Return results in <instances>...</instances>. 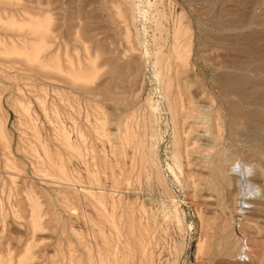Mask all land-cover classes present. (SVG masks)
I'll use <instances>...</instances> for the list:
<instances>
[{
    "label": "rangeland",
    "instance_id": "1",
    "mask_svg": "<svg viewBox=\"0 0 264 264\" xmlns=\"http://www.w3.org/2000/svg\"><path fill=\"white\" fill-rule=\"evenodd\" d=\"M245 70L264 0H0V264H264V106L214 80Z\"/></svg>",
    "mask_w": 264,
    "mask_h": 264
},
{
    "label": "bare ground",
    "instance_id": "2",
    "mask_svg": "<svg viewBox=\"0 0 264 264\" xmlns=\"http://www.w3.org/2000/svg\"><path fill=\"white\" fill-rule=\"evenodd\" d=\"M139 1V0H138ZM100 3V2H99ZM145 12V11H144ZM147 13V12H146ZM143 19V18H142ZM139 20V19H138ZM151 20V19H150ZM36 22V21H35ZM38 22V24H40L41 25V23H39L40 21H37ZM37 22L35 23V24H37ZM141 23V22H140ZM30 24V23H29ZM49 25V24H48ZM30 26V25H29ZM28 26V27H29ZM34 26H36V25H34ZM38 26L39 25H37V29H36V31L37 30H39L40 29V31L42 30L40 27H39V29H38ZM41 26H43V25H41ZM30 27H32V26H30ZM30 29V28H29ZM35 29V28H34ZM44 30V29H43ZM33 31H35V30H33ZM32 31V32H33ZM44 32V31H43ZM187 32V31H186ZM179 34V33H178ZM177 33H176V35H177V37L179 36ZM181 35V34H180ZM41 37V36H40ZM179 38V37H178ZM183 47V46H182ZM185 48V47H184ZM33 55H34V53H33ZM181 59V58H180ZM186 60V59H185ZM54 61H56V59L54 60ZM178 61H179V59H178ZM198 61V60H197ZM48 62V61H47ZM57 62V61H56ZM49 63V62H48ZM53 62H51V64H52ZM55 65V64H54ZM236 66H242V67H248V66H250V63H235V66L234 67H236ZM56 67V66H55ZM53 68V67H52ZM58 68V67H57ZM59 69V68H58ZM57 69V70H58ZM236 69V68H235ZM249 69H250V67H249ZM55 70V69H54ZM261 71V70H260ZM81 75V74H80ZM80 77V76H79ZM87 79V78H86ZM254 79V77L251 75V73H250V71L248 70V71H242V72H239V73H236V72H231V73H219V74H217L216 75V77L214 78V80H215V83L217 84L216 86L219 88V91H220V93H221V96H222V98L224 99V101L222 102V104H224L226 107H225V109H227L228 110V116L229 117H231L230 118V120H231V122H233V123H236V121H237V118H242V122H246V123H250L251 122V119H258V118H261L262 117V115L260 114V113H258V111H256L255 109H250V108H245V106L244 105H246V106H251V105H254V103H255V101L256 102H258V103H261L263 106H264V75H263V81H262V85H263V89H262V91L257 95L256 93V97H258V98H256L255 97V94H254V92H253V90H252V88H251V85H252V83H253V80ZM91 80V79H90ZM258 82V81H257ZM258 83H260V82H258ZM257 85H259V84H256L255 86H257ZM260 85H261V83H260ZM253 86H254V84H253ZM260 87V86H259ZM256 88H258V87H256ZM260 89H261V87H260ZM229 95H233L235 98H236V100L235 101H232V100H229L228 98H229ZM226 99V100H225ZM192 100V99H191ZM242 103H245V104H242ZM258 103H257V106H258ZM261 106V105H260ZM223 105L222 106H219L218 107V113H219V116L221 115L222 116V113H221V111L222 110H224L223 108ZM155 108V107H154ZM199 108V107H198ZM193 112L194 111H196V116H197V114H206L205 112L206 111H204L203 110V108H200L199 109V111L198 110H192ZM216 113H217V110H216ZM225 113V112H224ZM210 114V113H209ZM201 116V115H200ZM220 116V117H221ZM219 117V118H220ZM223 117V116H222ZM198 118H200V117H198ZM202 119H203V117H202ZM205 119H206V117H205ZM223 119V118H222ZM204 120V119H203ZM241 120V119H240ZM207 121V120H206ZM256 122V121H255ZM238 124V123H237ZM236 125V124H235ZM220 127V126H219ZM239 127H240V125H239ZM258 127H261V128H263L264 129V123H261V122H259V124H258ZM233 128V127H232ZM236 129H238V128H236ZM221 130V129H220ZM233 130H235V129H233ZM222 131V130H221ZM219 132V131H218ZM217 135H222V132H220L219 134H217ZM227 135V134H226ZM216 136V135H215ZM251 136V135H250ZM248 139V138H247ZM45 149H46V147H45ZM37 150V149H36ZM79 150V149H78ZM46 151V150H45ZM226 151V150H225ZM36 152V151H35ZM34 152V153H35ZM38 152V151H37ZM37 152H36V156H37ZM43 152V151H42ZM79 152V151H78ZM220 152V151H219ZM218 153V152H217ZM222 153V152H221ZM219 154V153H218ZM218 156V155H217ZM217 156L215 157L216 159H217ZM39 157V156H38ZM46 157V156H45ZM221 157H222V154H221ZM220 157V158H221ZM47 158V157H46ZM39 159V158H38ZM213 159V161H214V158H212ZM223 159V158H222ZM61 160H62V158H61ZM218 161V163L217 164H214V165H216V167L214 166V168H216L217 170H215L216 172V174L219 172V175L220 176H224V166H226L225 164H227L226 163V161H225V164H224V166H223V163L221 162V160H217ZM62 162V161H61ZM215 162V161H214ZM63 163V162H62ZM240 163V162H239ZM213 164V163H212ZM55 167V166H54ZM58 167V166H57ZM64 168V167H63ZM226 168V167H225ZM58 169V168H57ZM240 170H242V169H240ZM218 171V172H217ZM239 172V171H238ZM243 172V171H242ZM75 174V173H74ZM242 175H243V173H241ZM240 174V175H241ZM239 175V176H240ZM245 175V174H244ZM215 176V175H214ZM246 176V175H245ZM227 177V176H226ZM64 178H65V175H64ZM73 178V177H72ZM222 178V177H221ZM237 178H238V175H237ZM247 178V177H246ZM215 179H218V178H216L215 177ZM241 179H243V176H242V178ZM240 178L238 179V181L239 180H241ZM245 179V178H244ZM246 180V179H245ZM245 180H241V182L242 183H248L247 181H245ZM250 181V180H249ZM98 183V182H97ZM128 183V182H127ZM240 183V182H239ZM242 183L240 184V185H242ZM250 184H251V182H250ZM243 187H244V185H242ZM251 185H249V187H250ZM252 186H253V184H252ZM256 186V185H255ZM247 187V186H246ZM251 188V187H250ZM247 189H248V187H247ZM33 202V201H32ZM34 205V204H33ZM35 208V207H34ZM33 208V209H34ZM38 209H39V207H38ZM37 209V210H38ZM35 211V210H34ZM33 211V212H34ZM40 212V211H39ZM35 214V213H34ZM38 216H39V214H38ZM37 216V217H38ZM41 219V218H40ZM40 221H42V219L40 220ZM33 222H35V221H33ZM33 224H35V223H33ZM37 229V228H36ZM128 247V246H127ZM224 248H225V246H224ZM29 251V250H28ZM18 259V258H17ZM20 259H21V257H20ZM12 260V259H11ZM23 261H24V259H23ZM10 263V262H9ZM104 264V263H103Z\"/></svg>",
    "mask_w": 264,
    "mask_h": 264
}]
</instances>
